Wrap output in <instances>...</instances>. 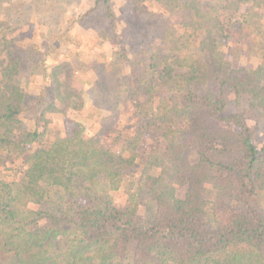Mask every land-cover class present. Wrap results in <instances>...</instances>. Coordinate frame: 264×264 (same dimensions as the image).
I'll use <instances>...</instances> for the list:
<instances>
[{"label":"trees","instance_id":"16d2710c","mask_svg":"<svg viewBox=\"0 0 264 264\" xmlns=\"http://www.w3.org/2000/svg\"><path fill=\"white\" fill-rule=\"evenodd\" d=\"M116 1L0 0V264H264V0Z\"/></svg>","mask_w":264,"mask_h":264},{"label":"rangeland","instance_id":"374dc122","mask_svg":"<svg viewBox=\"0 0 264 264\" xmlns=\"http://www.w3.org/2000/svg\"><path fill=\"white\" fill-rule=\"evenodd\" d=\"M115 13L119 14H126L128 13L127 5L125 0H117L115 4ZM70 14V13H68ZM243 20H239V22H233L229 24L228 30H230V36L227 39V42L230 46L229 51L227 52V57L237 66H246V67H253L257 63V59L253 57L249 52L246 51L245 46L241 43H234L233 40H235L237 35L236 29H241L242 26L240 25V22ZM245 22L248 27L255 23L259 27L261 26L262 33H264V7L258 6L256 10L249 15ZM120 28L124 27V24L120 22ZM93 30V31H92ZM92 31V32H91ZM97 31V28L94 27L93 29L86 31L82 28H77L76 32L79 33L81 39H77V44L81 48L80 52V58L81 60H85L87 64H89L97 55L100 53V49L98 47L92 46L93 41L89 39L90 35L94 34ZM74 35L73 37H75ZM101 50L105 52L108 56L111 55V47L107 42L102 41L101 43ZM257 52V51H255ZM3 55L0 54V60L2 59ZM131 70V69H130ZM85 74V73H84ZM82 77L81 82L90 83L91 78L89 75H84ZM131 75H135V70L132 68ZM41 78L40 76H35L33 83L37 86L40 85ZM116 81L120 82L123 81V71L121 68L117 70V77ZM80 84V83H79ZM86 86V85H85ZM126 109L123 110V116L122 121L126 122L125 125L131 126L132 125V109L130 107H125ZM83 115H87V118H90L89 110L86 108L82 111ZM73 113L67 112L64 116H52V123L50 130L47 135L48 142L53 141L58 136H64L67 135L71 129V123L70 118H72ZM97 129V123H91L89 124L87 122V134L95 132ZM21 166V162L19 160L15 159H8V158H2L0 161V171L3 172L5 176H10L14 173V170H19ZM185 193V187H180L177 190V196L180 198L184 197ZM125 197L124 193H121V197L118 198V201L121 202L123 198Z\"/></svg>","mask_w":264,"mask_h":264}]
</instances>
